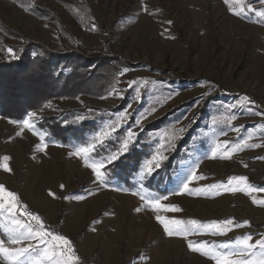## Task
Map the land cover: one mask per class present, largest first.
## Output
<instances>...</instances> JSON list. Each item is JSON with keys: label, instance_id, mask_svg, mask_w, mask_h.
I'll use <instances>...</instances> for the list:
<instances>
[{"label": "rangeland", "instance_id": "1", "mask_svg": "<svg viewBox=\"0 0 264 264\" xmlns=\"http://www.w3.org/2000/svg\"><path fill=\"white\" fill-rule=\"evenodd\" d=\"M241 6L244 13L238 17L225 0H0V67L17 56L14 48L20 51L26 43L60 57L74 56L68 62L52 60L49 76L57 94L43 109L20 119L12 115L21 114L15 110L23 101L15 98L16 91L2 90L6 81L0 80V107H7V102L15 109L0 113V165L7 163L10 169L0 166V185L17 193L49 230L72 241L77 264H215L192 252L188 242L220 245L251 235L255 244L264 237V204L253 203V199L264 201V191L249 195L209 188L227 187L229 178L244 176L248 185L264 189V17L258 14L264 12V0L231 4L235 10ZM79 51L109 62L84 68L75 56ZM74 70L83 71L78 77L84 75L85 81L78 84V92L65 96L63 83ZM244 97L250 103L240 107ZM86 108L109 113V119L88 134L89 143L105 123L127 114L110 138L117 141L114 152H119L129 131L134 133L130 147L149 129L152 150L128 185L109 180L107 186H98L91 169L70 155L84 145L48 139L37 127L45 118L58 119L63 112ZM29 113H36L33 122L35 131L45 137L44 151L37 148L39 135L28 129L18 134ZM144 115L147 118L141 119ZM232 115L236 119L229 124L225 118ZM185 136L178 157L164 165ZM245 140L260 147L243 146L231 153ZM225 142L231 158H221L224 147L211 158L216 145ZM158 149L166 157L160 172L155 174V169L142 179L144 163ZM112 154L92 155L99 161ZM193 169L204 177L189 183L193 194H173ZM165 195L168 199L161 200L162 205L182 210L161 211L166 219L201 223L232 219L234 224L247 221L249 226L233 227L225 235L169 237L156 220L157 213L140 199ZM0 239H6L3 230ZM0 264H6L2 257Z\"/></svg>", "mask_w": 264, "mask_h": 264}, {"label": "snow or ice", "instance_id": "2", "mask_svg": "<svg viewBox=\"0 0 264 264\" xmlns=\"http://www.w3.org/2000/svg\"><path fill=\"white\" fill-rule=\"evenodd\" d=\"M225 3L230 5V11H232L234 15L238 17L243 15L244 8L242 6L239 10H235L231 7L233 0H225ZM235 3L242 5V0H235ZM248 11L251 12L253 9L248 8ZM258 14L264 17V12H259ZM169 23L171 22L169 21ZM93 30H95V28H93ZM8 51L9 54H13L12 49ZM130 83L134 84L135 81ZM137 95H139V93H137ZM244 102L250 103L248 98L244 97L239 106L244 107ZM35 116L36 113L28 114V119L22 121V127L18 134H22L25 129H28L32 131L34 135H39L41 143L37 148L40 151H44L47 147L44 143L45 137L43 134H38L35 131V124L33 122V117ZM126 118V113L117 115L115 120L105 123L94 134L91 143L76 147L75 151L70 153V155H74L81 159L85 167L91 169L95 174V182H97L98 186H107L105 175L107 165L115 161L119 154L128 151L129 143L132 141L134 133L131 131L128 132L127 138L123 140L118 153H114L106 159L102 158L99 161H97L92 154L97 151L98 145L102 147L104 142L111 138L112 134L121 126V122ZM146 118L147 115L141 117V119ZM78 119H83V117H79ZM225 119L230 124L236 117L232 115ZM236 131H239V129H236ZM243 146L260 147L258 144L248 145L247 140H245L243 145H237L235 148H232L231 153L242 150ZM221 147L225 148V152L221 158L230 159L231 154L227 150L228 142H225L223 145L217 144L211 153V158L214 159L217 157V152ZM160 148H164L163 142H161ZM8 159L9 157L7 156L3 158L4 161ZM163 159H166V157H164L161 150L158 149L157 154L153 155L144 163L141 178L143 179L145 178V174L151 175L155 169H159ZM0 166L3 167L4 171H10L7 163ZM197 179H204V177H198L195 169H193L181 182L179 189L174 190L173 194L179 195L187 192L189 195H192L193 191L189 188V183ZM241 185H244V187H241ZM209 188H225V190L229 192L234 193L242 191L249 195L253 191H264V189H257L248 185L247 177L244 176L229 178L227 187L223 184H214L210 185ZM197 191L203 192L204 189H198ZM133 194L138 195V193ZM50 195L54 194L50 193ZM76 199H82V197H76ZM140 199L145 201V206H150L151 210L157 213L156 220L163 226L164 232L169 237L176 236L187 239V237L192 234L225 235L228 231H231L233 227L241 228L249 226L247 221L243 224H234L232 219L209 223H201L197 220L183 221L179 219H166L159 214L161 211H182L176 205H162L161 200L168 199L166 195L162 197L140 196ZM253 203L264 204V201L253 199ZM136 211L139 212L141 209L138 208ZM0 230L6 233V239H0V257L3 258L6 264H77L79 260V257L75 254L72 241L63 234L49 230L42 217L30 211L28 207L20 201L18 194L7 190L4 185H0ZM251 241V235L238 237L233 242L220 245H208L205 242L194 243L189 241L188 248L192 252L208 257L214 261L215 264H264V237L257 240L255 244L251 243Z\"/></svg>", "mask_w": 264, "mask_h": 264}, {"label": "trees", "instance_id": "3", "mask_svg": "<svg viewBox=\"0 0 264 264\" xmlns=\"http://www.w3.org/2000/svg\"><path fill=\"white\" fill-rule=\"evenodd\" d=\"M19 49L21 52L18 48H14L17 56L13 60L4 61L6 65H1L0 80L3 82L6 81L4 82L5 87H2V90L10 93L12 91H16L17 93H15V98L20 99V101H23L24 104L22 103L23 106L15 110L9 108L10 103L6 102L5 105L7 107H0V113H13L15 110L17 114L22 111L19 116L12 115V118L20 119L25 113L32 110L43 109V106L51 98V96L57 94L55 90V83L54 81H51V76H49L53 73L52 60L57 59L58 61L68 62L71 61L74 56L67 55L60 57L56 53L49 52L43 46L35 43H26ZM84 54V51H79L78 53H75V56L76 58L81 59L84 64V68L87 69H89L90 66H86V64L93 63L97 66L100 61H102V64L109 62V58L101 57L97 54L86 56ZM105 67L109 68L108 65ZM17 68H20V70H17ZM11 70L15 71L10 73ZM82 72H80V70L75 72L74 70L71 75L66 77L61 90L62 94L69 96L80 90L78 84H80L81 80L85 81L84 75L83 77H78L79 73ZM48 79L50 80V83L47 82ZM105 80L107 83L109 82L108 75ZM18 83L23 85V87H20ZM14 103L17 104V101ZM79 117H83V119H78ZM105 119H109L108 112L101 109L89 110L86 108L66 113L63 112L62 116L58 117V119L45 118L38 123L37 127L46 134L48 139L57 141L67 146H77L89 143L90 140L88 139V134L97 129L101 121H104ZM148 130L149 129L138 135L136 141L130 145L126 153H121L115 161L107 165L105 172L107 182H109V180H118L119 183H123L125 185L129 184L131 174L139 170L142 160L147 158L152 150ZM116 134L113 135V140L118 138ZM187 138L188 136H185L180 140L182 143L179 142L178 145L181 148H176L171 158L164 165H171L175 161L182 150V145L186 143ZM116 142L117 141H112V139L106 140L103 146L97 148V151L94 152L93 155L95 157H101L107 151H109V154L118 153L114 152V150L117 149ZM160 169L161 168H159L155 174H158Z\"/></svg>", "mask_w": 264, "mask_h": 264}]
</instances>
